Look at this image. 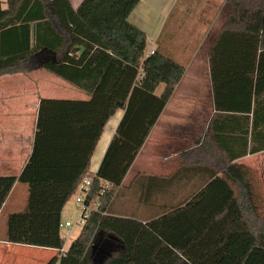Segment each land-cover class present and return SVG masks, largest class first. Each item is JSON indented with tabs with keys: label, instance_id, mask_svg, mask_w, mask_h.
Instances as JSON below:
<instances>
[{
	"label": "trees",
	"instance_id": "16d2710c",
	"mask_svg": "<svg viewBox=\"0 0 264 264\" xmlns=\"http://www.w3.org/2000/svg\"><path fill=\"white\" fill-rule=\"evenodd\" d=\"M138 1L81 0L74 8L69 0H0V76L43 68L88 95L40 98L26 163L18 175H0V209L15 182L27 185L24 208L7 215L5 240L62 250V209L92 174L103 128L122 109L93 173L89 198L100 205L84 238L45 264H264V190L257 171L236 160L264 150V0H226L228 15L208 48L220 126L214 122L211 136L181 152L169 177L149 176L162 186L191 168L206 169L192 192L145 220L111 210L185 71L160 42L145 54L147 36L128 20ZM103 181L109 186L100 193ZM150 190L139 194L150 198Z\"/></svg>",
	"mask_w": 264,
	"mask_h": 264
},
{
	"label": "crops",
	"instance_id": "0c3cea01",
	"mask_svg": "<svg viewBox=\"0 0 264 264\" xmlns=\"http://www.w3.org/2000/svg\"><path fill=\"white\" fill-rule=\"evenodd\" d=\"M69 1L74 8L81 2V0ZM212 1L214 5L209 3L211 7L207 9L203 0L201 11L213 14L218 13L219 8H226L225 0ZM207 2L208 0L206 4ZM194 4L195 0L138 1L128 20L145 32L147 36L145 54L158 46L166 22H175L178 15L191 13ZM169 28L171 32L173 28ZM163 39L169 40L166 35ZM196 44L197 41H192L187 48L184 45L179 49H171V53L178 56L180 51L188 53V62H183L184 74L124 176L120 187L121 193L111 206L114 214H135L141 220L154 216L160 206L174 204L188 196L198 181V176L206 170L201 167L191 168L187 173L179 175L171 184H165L164 181L162 186L153 185L157 180L149 179V176L169 177L180 166L179 154L192 148L195 142L205 135L211 136L214 133L212 124L215 122L214 125L220 126L223 119V113L214 107L208 63L210 45L205 48L201 57L198 55V44ZM163 48L165 49L164 46ZM167 50L170 52L169 48ZM178 59L184 61L180 56ZM53 76L56 75L43 68L27 74L14 73L0 76V175H18L26 163L31 153L40 98L81 99V96L75 97V93H83L86 96L83 99L88 98L83 90L58 76L56 77L60 80L54 79ZM49 87L53 90L50 93L60 95L52 96ZM262 98L264 101V92ZM122 115L123 110L118 109L104 126L91 157L90 173L96 172ZM241 115L242 119H245L246 115L251 119V113ZM229 135L225 132L220 133V137L226 139ZM233 140L231 141L234 143L239 141L238 138ZM262 154L264 155V150L247 153L236 160L257 170L259 165L253 162V156L262 157ZM140 176V181L134 185V180H138ZM147 185L153 192L150 198L139 194L140 191H145ZM131 190L136 192L130 194ZM20 196L24 198L18 202ZM26 198L27 185L15 182L0 209V264H45L51 258L59 257L60 251L68 250L65 243L59 251L53 248L14 244L5 240L7 215L22 210ZM118 201L121 203L116 205ZM8 204L18 208H11L14 210H8L3 215ZM63 221H68L64 207L61 213V222L64 223ZM54 264H58V260Z\"/></svg>",
	"mask_w": 264,
	"mask_h": 264
},
{
	"label": "rangeland",
	"instance_id": "374dc122",
	"mask_svg": "<svg viewBox=\"0 0 264 264\" xmlns=\"http://www.w3.org/2000/svg\"><path fill=\"white\" fill-rule=\"evenodd\" d=\"M202 2L203 0H195V4L191 9V13L178 15L175 22H166V25L163 27L164 32L162 33V36L160 38L161 41L159 43L160 45L162 44L165 47V51L169 52L167 50L169 48L170 54H173L171 53L172 52L171 49L173 48L179 49L180 46L182 47L184 45L187 48L189 43L191 44L192 41H197L198 55L202 57V54L204 53L205 48L211 44L212 40L216 36L217 32L219 31V28L223 24L229 12V6L226 2H225L226 8H223V9L219 8L218 13L215 12L211 14V13H208L207 11L202 12L201 11V8H203ZM209 3L214 5V1L208 0L206 4V0H204V4H205L204 7L207 9L211 7ZM169 27L173 28L171 32H170ZM168 33H169V36H168ZM165 35L168 37L169 40H166L167 38L163 39L165 38ZM170 38H171V41H170ZM162 45L161 47H163ZM196 45L194 46V49ZM174 55L176 56V58H179V56L180 58H183L184 61L180 59L182 62H188V56H189L188 53L186 54L180 51L179 56L176 54ZM53 77L54 79L60 80L56 76H53ZM162 87L163 85L159 86V88L156 91L157 94L161 92ZM52 91L53 90H51V88L49 87V93ZM50 94H52V96L54 97L60 95L57 93H50ZM74 96L75 97L81 96L80 97L81 99L86 97L83 93L82 94L75 93ZM253 162L259 165V169H257L256 171L258 173L259 179L261 180V183H262L261 185L264 190V155L262 157L253 156ZM23 198L20 196L18 202L23 200ZM120 203L121 201H118L116 202V205ZM11 208H18V207H11L8 204L4 209L3 215L8 210H14ZM76 213L77 211H76L75 195L72 194L64 206V214L66 215L67 219L72 222V226L69 228L61 227V230H60L62 236L65 238V245L68 248H70L72 244H76L77 242H80L84 238V235L86 233L83 226L78 224V222L74 223L75 218H76ZM106 248L111 249V246L110 245L106 246L105 249Z\"/></svg>",
	"mask_w": 264,
	"mask_h": 264
},
{
	"label": "built area",
	"instance_id": "2783aa9c",
	"mask_svg": "<svg viewBox=\"0 0 264 264\" xmlns=\"http://www.w3.org/2000/svg\"><path fill=\"white\" fill-rule=\"evenodd\" d=\"M153 49L150 50L147 54H152ZM94 175L93 174H87L80 184L77 186L76 191L73 193L75 195V201H76V218L74 223L78 222L81 226H84L90 212L93 209H96L99 205V199H92L89 198V194L91 192L90 184L93 179ZM103 187L100 190V193L104 191V188L109 186V183L106 181L102 182ZM60 228L61 227H71L72 222L71 221H65L64 223L60 222L59 224Z\"/></svg>",
	"mask_w": 264,
	"mask_h": 264
}]
</instances>
